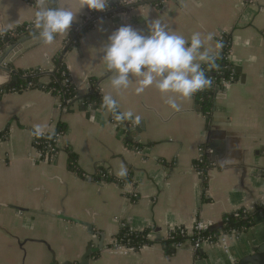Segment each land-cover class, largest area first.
Masks as SVG:
<instances>
[{"label":"crops","instance_id":"crops-1","mask_svg":"<svg viewBox=\"0 0 264 264\" xmlns=\"http://www.w3.org/2000/svg\"><path fill=\"white\" fill-rule=\"evenodd\" d=\"M81 3L56 0V7L77 13L66 36L58 35L52 44L44 45L33 31L9 38L1 48V67L6 62L10 72L47 73L42 82L52 76L48 73H54L58 59L79 97L95 92L101 102H64L38 88L0 96V264H79L100 245L88 264H237L257 252L264 246V211H257L253 225L229 239L226 249L209 243L195 252L186 240L166 250L161 241L170 229L190 234L198 221L218 231L227 214L253 211L263 199L264 0H109L112 9L134 6L96 19L70 46L71 36L90 19L87 7L78 10ZM46 6L47 0H0V33L31 22L37 7ZM154 18L186 38L212 33L204 45L210 55L217 42L228 41L233 79L210 91L208 112L196 93L179 98L181 108L175 111L165 103L168 94L154 86L140 95L135 83L112 88L100 51L107 36L122 25L146 34ZM1 67L0 86L7 82ZM105 95L116 99L119 113H133V119H125L128 127L103 105ZM60 124L57 153L39 158L35 126L52 133ZM201 156L207 164L203 173L194 169ZM101 171L113 180H100ZM124 224L134 231L148 229L150 244L137 251L115 248Z\"/></svg>","mask_w":264,"mask_h":264},{"label":"clouds","instance_id":"clouds-1","mask_svg":"<svg viewBox=\"0 0 264 264\" xmlns=\"http://www.w3.org/2000/svg\"><path fill=\"white\" fill-rule=\"evenodd\" d=\"M108 3L109 0H82L78 10L87 7L101 12ZM76 13L66 7H37L32 25L38 39L44 45H50L58 35L66 36L76 19ZM213 38L212 33L202 38L199 32L186 38L159 18H154L148 21L146 34L131 25H122L113 30L100 49L101 60L111 74L113 89H128L135 83L134 93L140 95L146 88L154 86L160 93L168 94L165 103L172 110L179 111V98L189 99L212 84L202 64L215 63V56L204 48L205 42ZM221 46L217 42V47ZM102 102L116 114L118 120L133 119L131 111H117V101L112 95H105ZM135 120L139 123L140 117L136 116ZM33 134L42 136L43 128L35 126Z\"/></svg>","mask_w":264,"mask_h":264},{"label":"trees","instance_id":"trees-1","mask_svg":"<svg viewBox=\"0 0 264 264\" xmlns=\"http://www.w3.org/2000/svg\"><path fill=\"white\" fill-rule=\"evenodd\" d=\"M50 7H56V0H47ZM112 9L111 5L108 4L106 9L104 11L98 12L95 10H89L88 12L90 14V19L86 21V24L83 26V28L77 33L73 34L71 36V43L70 46L77 40V37L82 35L87 29L91 27L93 22L96 19H99L103 16H106L110 13H107ZM104 13H107L103 15ZM26 24V23H25ZM23 24V25H25ZM25 35H30L34 30L33 26L29 29L23 30ZM10 39H6L5 41H9ZM4 42H0V48L3 47L5 44ZM227 40L222 41V47L224 50L227 49ZM224 66V60L218 56L215 58V63H204L202 65V68L205 71L206 76H211L213 74L214 69L216 68H222ZM229 74V70L226 69L223 71L222 75L218 74L217 78L220 80L221 76L227 77ZM12 78H15L14 81H10L9 83H6L2 86H0V96L4 92L9 91H19L21 89H28V88H38V89H44L45 91L51 93L54 96H59L64 102L66 101H81L86 104L93 102L94 105L99 106L101 99L97 96L95 92H93L90 95H87L85 97H79L77 90L73 84L70 83L69 75L66 71L65 65L63 62L56 60V69L54 71V75L49 76L47 82H42V75L37 70H29V71H17L15 73L11 74ZM89 82L92 86L96 83L93 79H90ZM211 93L210 90L205 88L202 91H199L195 94V99L197 103L201 106V109L204 113L208 112L211 108ZM64 130V127L62 124L57 126L56 130L53 133H50V138L54 137L55 133H62ZM130 140L126 139V144L130 145ZM70 161H74L73 159L75 156L70 153L69 155ZM71 162V163H72ZM80 174V172H78ZM110 179V178H108ZM113 180V179H110ZM257 211H264V208L262 205L258 204L256 208L253 211L248 210H238L235 212H232L230 214H227L224 217V225L220 230L216 231H205L202 233V235H212V239L214 240L217 235L221 231H229L231 229L236 231H246L248 228H250L253 225V216ZM148 229H144L142 231H134L130 227H128L126 224L122 225L120 227L119 232L115 235V239L118 243L124 244L127 247L137 251L140 248H142L145 245L150 244V240L148 239ZM187 237L182 236L180 234V228L173 229L170 232V236L166 240H162L161 244L163 247L168 250L170 248L171 243H183L186 240Z\"/></svg>","mask_w":264,"mask_h":264},{"label":"built area","instance_id":"built-area-1","mask_svg":"<svg viewBox=\"0 0 264 264\" xmlns=\"http://www.w3.org/2000/svg\"><path fill=\"white\" fill-rule=\"evenodd\" d=\"M32 21L29 23H26L25 25H20L18 27L12 28L9 31L5 33H0V42H4L6 39L9 38H14L18 39L21 36H24L25 32L23 31L24 29H29L31 28ZM7 42V41H5ZM222 45V44H221ZM229 43L227 42V49L224 50V48L221 46L218 48L216 53H214L213 56L217 58L220 56L224 60V66L222 68H216L213 71V74L209 76V78L212 81V84L210 87L207 89L210 90L211 92L214 91V89H218L220 87H227L229 84H231V80L233 79V73L229 70L228 76L225 78L221 76L220 80H218L217 75L220 74L222 75L223 71L228 69V65L226 60L228 59V53H229ZM0 53H2V49L0 48ZM2 67L7 69L9 66L7 65L6 62L2 63ZM10 71V70H9ZM53 133V132H52ZM61 133L57 132L54 134V137L50 138V133H44L42 136H33V148L35 149L37 155L41 159H48L54 156L57 151H58V140L60 138ZM199 151L202 152L203 149L199 148ZM206 162L203 156L199 157L194 165V169L197 171H200V173H203L204 168L206 167ZM99 179L102 181H105L106 179L109 178L108 175L104 172L99 173ZM121 183V182H120ZM260 205L263 206L264 208V196L262 201L260 202ZM173 230V229H172ZM205 231H210L208 230V226L203 223V222H196L192 231L190 234H187V231L183 228H180V234L182 236L187 237L186 240H188L191 244L192 250L195 252L200 251L204 245L209 244V243H219L221 246H223L226 249V243L229 239H236L240 236V234L244 231H236V230H229V231H221L219 235L215 237V239H212V235H202L203 232ZM171 229L168 231V238L170 236ZM185 240V241H186ZM184 243V242H183ZM171 245L174 248H178L182 245V243H171ZM115 248L125 250V249H131L127 247L124 244L118 243L116 241ZM133 250V249H132Z\"/></svg>","mask_w":264,"mask_h":264},{"label":"water","instance_id":"water-1","mask_svg":"<svg viewBox=\"0 0 264 264\" xmlns=\"http://www.w3.org/2000/svg\"><path fill=\"white\" fill-rule=\"evenodd\" d=\"M131 6H134V3H130L129 5H126L124 7H118V8H115V9H112L110 11H108L107 13H111V12H115V11H118L120 9H123V8H128V7H131ZM107 13H104L103 15L107 14ZM1 67V66H0ZM1 69H3L1 67ZM5 70V76H6V80L7 82L6 83H9L10 81H14L15 78H12L11 77V74L12 73H15V72H10L8 69H3ZM47 73H42L41 75H45ZM50 75H54L53 72H50L48 73ZM5 83V84H6ZM123 124L124 126L128 127V121H123ZM136 131H138L137 129H135ZM131 131V130H130ZM130 131L128 132V135L130 136ZM129 138H132L131 136ZM33 212H38V213H43V211H33ZM61 217V216H60ZM63 219H66L68 221H72V222H75V223H80L84 226H86L88 229L90 228V225L88 223H85V222H82V221H79L77 219H72V218H68V217H64L62 216ZM99 248L101 249L102 246L100 245ZM99 248H96V249H93V250H90V251H87L84 256L82 257L81 261L79 264H88V257L90 256V254L94 251H98ZM63 264H71L70 262H65ZM237 264H264V246L263 247H259L257 252L253 253V254H250V255H245L244 257H242L238 262Z\"/></svg>","mask_w":264,"mask_h":264}]
</instances>
